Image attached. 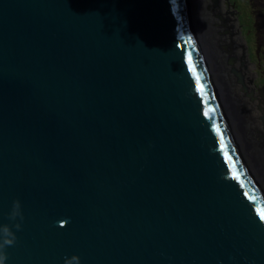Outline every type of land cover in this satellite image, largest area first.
<instances>
[{"label":"water","instance_id":"95a60500","mask_svg":"<svg viewBox=\"0 0 264 264\" xmlns=\"http://www.w3.org/2000/svg\"><path fill=\"white\" fill-rule=\"evenodd\" d=\"M215 95L193 0H0L7 264H264Z\"/></svg>","mask_w":264,"mask_h":264},{"label":"rangeland","instance_id":"374dc122","mask_svg":"<svg viewBox=\"0 0 264 264\" xmlns=\"http://www.w3.org/2000/svg\"><path fill=\"white\" fill-rule=\"evenodd\" d=\"M228 2L227 0H217V2L199 0V11L211 40L212 36L222 37L221 40L218 38L220 58L215 64L214 73L223 78V85L218 78V87H221L222 94H225V101L228 103L234 98L231 114L235 116L240 114L243 126L252 139L256 137L264 139V96L261 94L264 92V0H228ZM234 26L237 27L236 30ZM232 31L235 33L230 35ZM236 36L241 41H238ZM214 47L216 48V44ZM216 67L219 74L216 72ZM238 73L241 75V80ZM228 77L233 78L232 83ZM237 92L238 102L235 101ZM221 100H223L222 96ZM222 105L226 109V103ZM229 119L231 121L230 117ZM238 121L241 119L239 118ZM237 124L241 128L240 124Z\"/></svg>","mask_w":264,"mask_h":264},{"label":"bare ground","instance_id":"6f19581e","mask_svg":"<svg viewBox=\"0 0 264 264\" xmlns=\"http://www.w3.org/2000/svg\"><path fill=\"white\" fill-rule=\"evenodd\" d=\"M193 7H194L196 26H197L198 43H199L200 49L203 53L205 63L208 66V70L210 72L212 82H213V87H215L214 91L216 93L215 96H216L217 102L219 104V107L223 111L226 119H227L226 123L228 125L229 130L231 131V134L233 135V138H234V140L238 146L240 153L242 154L246 168L249 170V173L255 179V181L262 188H264V139H260L258 137H256L255 139H252L248 130L245 128V126H243L244 123H243L242 117H240V114L238 113V115H236V116L231 114L230 111L234 105V102H233L234 98L230 99V101L228 103L225 101V94L223 95L221 90H220L221 87H218V83H219L218 78H219L222 85L224 84L223 78L220 75H217L218 76L217 77L216 74L214 73L215 72V64H217V62L219 60L218 58H220V55L218 54L219 53L218 50H220V49H218V46L220 44L218 38L221 40L222 37L220 36L217 38L216 36H212V40H211V38L208 35V32L206 30V26L203 22V17H201L202 16L201 12L199 11V9H200L199 0H193ZM228 27L231 28V26H228ZM199 28H201V30H199ZM234 29L236 30L237 27L234 26ZM233 33H235V31L234 32L232 31L230 35H232ZM210 34H211V32H210ZM236 39L238 41L240 40V38L238 36H236ZM215 44H216V48L214 47ZM249 67L251 68V66H249ZM216 72H217V74H219L217 67H216ZM228 79L230 80V83L233 82L232 81L233 78L228 77ZM226 81L228 82L227 78H226ZM233 86H234V84H233ZM237 90H238V88H237ZM227 92H228V96H229V91H227ZM232 92H233V95H235V92L233 89H232ZM238 95L239 94L237 92V95L235 97L236 102L239 101ZM221 96H222L223 100H221ZM225 103H226V105H225L226 109L222 105ZM229 107H230V109H229ZM228 109H229V111L227 112ZM228 117L231 118L232 122L230 121V119L228 120ZM239 118L241 119V121H238ZM237 123L240 124L241 128L238 127ZM253 128H255V127H253ZM263 129H264V127H263ZM260 137L263 138L262 135H260Z\"/></svg>","mask_w":264,"mask_h":264},{"label":"clouds","instance_id":"9594fccd","mask_svg":"<svg viewBox=\"0 0 264 264\" xmlns=\"http://www.w3.org/2000/svg\"><path fill=\"white\" fill-rule=\"evenodd\" d=\"M8 219L14 222L11 227L7 224H0V264H7V248L14 246L17 242L16 232L12 230L13 227L16 231H20L22 228L24 217L19 200L13 201L12 209L8 213ZM64 264H80V257L77 255L66 257Z\"/></svg>","mask_w":264,"mask_h":264},{"label":"snow or ice","instance_id":"6c2138e0","mask_svg":"<svg viewBox=\"0 0 264 264\" xmlns=\"http://www.w3.org/2000/svg\"><path fill=\"white\" fill-rule=\"evenodd\" d=\"M202 90V89H201ZM261 218L264 219V214L261 215Z\"/></svg>","mask_w":264,"mask_h":264}]
</instances>
